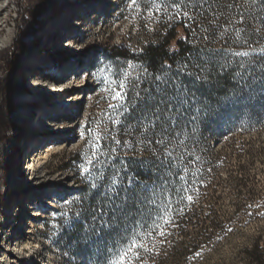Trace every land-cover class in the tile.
Returning a JSON list of instances; mask_svg holds the SVG:
<instances>
[{
	"label": "trees",
	"instance_id": "16d2710c",
	"mask_svg": "<svg viewBox=\"0 0 264 264\" xmlns=\"http://www.w3.org/2000/svg\"><path fill=\"white\" fill-rule=\"evenodd\" d=\"M158 1L159 21L140 52L113 48L111 58L136 64L137 72L116 75L115 87L124 92L114 108L113 126L105 128L86 151L93 154L88 171L70 177L76 186L63 210L70 209L67 214L76 215L74 220L64 227L62 218L57 219L62 225L59 238L65 239L67 252L78 262L109 264L123 251L130 264H185L190 259L200 264L205 248L226 233L215 209L218 196L212 177L221 169L223 148L214 150L207 137L220 126L222 116L229 115L233 123L241 116L237 101L243 93L245 66L249 59H260L241 52L264 45V0ZM51 7L56 5L50 0H39L20 14L15 53L21 49L22 56L34 48L31 37L37 30H22L33 22L39 25ZM252 22L258 24L257 32ZM11 62L7 56L5 64ZM185 66L187 71H179ZM158 76L175 77L180 85L179 96L173 89L168 97L173 109L159 121L147 108L162 82ZM7 87L2 80L0 94ZM177 110L181 115L171 119ZM15 127L1 107L0 141ZM82 154L67 158L60 170H73ZM243 175L245 166L239 164L235 174L228 176L238 194L247 181ZM114 205L119 209L115 216H104L112 227L98 231L93 209ZM243 254L247 264H264V249L257 241Z\"/></svg>",
	"mask_w": 264,
	"mask_h": 264
},
{
	"label": "rangeland",
	"instance_id": "374dc122",
	"mask_svg": "<svg viewBox=\"0 0 264 264\" xmlns=\"http://www.w3.org/2000/svg\"><path fill=\"white\" fill-rule=\"evenodd\" d=\"M38 2L0 0V82L8 84L0 108L16 126L8 130L11 140L5 133L0 141V264H90L67 252L57 219L64 227L74 220L70 209L63 210L76 186L70 177L88 171L93 154L86 151L113 126L124 92L115 87L116 75L137 72L136 64L113 60V48L140 52L162 11L158 0H50L56 7L40 17L39 25L22 30L37 32L31 37L34 48L21 56V49H14L19 16ZM250 26L259 30L254 22ZM10 30L13 36L4 45ZM241 53L260 59H249L245 66L238 122L224 115L207 137L214 150L223 148L221 169L212 177L215 209L226 233L205 248L200 264H247L243 251L251 243L264 249V45ZM80 151L82 159L73 170H60ZM239 164L247 180L240 194L228 182ZM123 256L122 251L109 264H130Z\"/></svg>",
	"mask_w": 264,
	"mask_h": 264
},
{
	"label": "snow or ice",
	"instance_id": "6c2138e0",
	"mask_svg": "<svg viewBox=\"0 0 264 264\" xmlns=\"http://www.w3.org/2000/svg\"><path fill=\"white\" fill-rule=\"evenodd\" d=\"M203 70V69H201ZM179 71L185 72L187 71V67L181 68ZM188 75H192L191 72H187ZM197 79H201L199 75L196 77ZM157 80L162 81L160 84L156 85V91L157 96L159 97L157 99V96H153L151 99V102L147 105L148 111L153 113V119L154 120H161L166 119L168 117V113L171 109H173L174 105L168 100V97L172 94L173 89L176 90L177 96H179L180 93V85L176 83V78L173 77L171 79L165 78V77H156ZM119 95V94H117ZM185 103H188L187 99L185 98ZM181 115L179 110H177L176 116L170 117L171 119L175 120L178 118V116ZM116 195H119L118 193ZM113 199V196H109L108 200L111 202ZM125 199H128V197H125ZM119 210L117 206H113L112 209L107 208H94L92 219L94 221H99V228L98 231H102L105 228L112 227L111 220H104V216L108 215L110 218L112 216H115L116 211ZM99 213V215H97Z\"/></svg>",
	"mask_w": 264,
	"mask_h": 264
},
{
	"label": "bare ground",
	"instance_id": "6f19581e",
	"mask_svg": "<svg viewBox=\"0 0 264 264\" xmlns=\"http://www.w3.org/2000/svg\"><path fill=\"white\" fill-rule=\"evenodd\" d=\"M5 11V10H4ZM0 12H2L1 10H0ZM12 36H13V31L12 30H10V33L9 34H7L6 36H5V39L3 40V44L4 45H7L9 42H10V40H11V38H12ZM37 83V82H36ZM33 84H35V83H33ZM7 137L9 138V140H11L13 137L11 136V134H9V133H7ZM11 147V146H10ZM9 147V148H10ZM8 148V149H9ZM7 149V150H8ZM3 153H8L7 151H3ZM17 234V233H16ZM28 264H32V263H28Z\"/></svg>",
	"mask_w": 264,
	"mask_h": 264
}]
</instances>
